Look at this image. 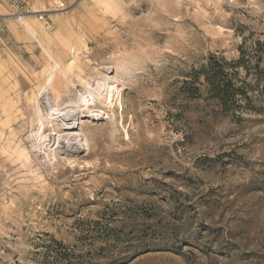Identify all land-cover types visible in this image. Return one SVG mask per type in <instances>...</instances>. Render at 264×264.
Masks as SVG:
<instances>
[{
    "label": "rangeland",
    "instance_id": "1",
    "mask_svg": "<svg viewBox=\"0 0 264 264\" xmlns=\"http://www.w3.org/2000/svg\"><path fill=\"white\" fill-rule=\"evenodd\" d=\"M85 1L61 58L0 45V264H264V92L223 112L193 81L264 46V0ZM71 114L89 156L55 150Z\"/></svg>",
    "mask_w": 264,
    "mask_h": 264
},
{
    "label": "crops",
    "instance_id": "2",
    "mask_svg": "<svg viewBox=\"0 0 264 264\" xmlns=\"http://www.w3.org/2000/svg\"><path fill=\"white\" fill-rule=\"evenodd\" d=\"M13 1L16 0H0V16L5 17L0 20V45H3L6 50L11 52L21 50L23 47L34 51L37 48L34 44L35 40L25 29V26H21L11 16L10 18L8 16L12 15L11 3ZM19 1L26 3L29 10L46 15L48 22H50L49 28H46L42 22L33 17L29 18L27 23L35 30L37 38L41 39L44 47L48 48L51 53L54 52L55 57L61 58L62 46L63 44L67 45L64 40L60 42L55 39H63L64 36H70L73 39L80 40L81 43H79L83 46V26L91 22L90 14L92 13L89 2L85 0ZM58 6H62L64 9L58 10ZM86 27L88 26L86 25ZM86 37L95 38L93 32L87 34Z\"/></svg>",
    "mask_w": 264,
    "mask_h": 264
},
{
    "label": "trees",
    "instance_id": "3",
    "mask_svg": "<svg viewBox=\"0 0 264 264\" xmlns=\"http://www.w3.org/2000/svg\"><path fill=\"white\" fill-rule=\"evenodd\" d=\"M239 71L244 72L246 79L252 76V81L239 80ZM200 80L203 83L199 85L223 112L255 111L256 98L264 92V46L259 42L249 50L241 46L239 58L233 61L210 55L205 65L193 75L194 82ZM191 90V96L197 97L200 90Z\"/></svg>",
    "mask_w": 264,
    "mask_h": 264
},
{
    "label": "bare ground",
    "instance_id": "4",
    "mask_svg": "<svg viewBox=\"0 0 264 264\" xmlns=\"http://www.w3.org/2000/svg\"><path fill=\"white\" fill-rule=\"evenodd\" d=\"M9 18L10 16L12 15H8ZM4 17V16H3ZM13 18V17H11ZM23 26H25V29L29 32V34H31V36L38 42V38L37 36L35 37V35L32 33V29L31 27L29 26V24L27 23V20H24V21H21ZM42 42V41H41ZM47 54V53H46ZM43 92V91H42ZM59 95V94H58ZM52 97L54 99H56L57 97V93L55 91V89H52L51 90V93H48V96H47V100L51 103L50 99H52ZM84 99V97H83ZM88 100V99H87ZM90 100V99H89ZM94 103V101H93ZM93 103L91 102H87L85 104V113L87 114L88 118H98L100 116V114H102L101 111L98 110H95V109H92V106H93ZM112 101L111 99H108V105L111 104ZM96 106V105H94ZM83 107V106H82ZM70 112V111H69ZM80 112V111H79ZM83 112V111H81ZM63 113V112H62ZM61 114V113H60ZM59 115V114H58ZM63 116L65 114H62ZM71 115H74V114H71ZM80 115V114H79ZM66 116V115H65ZM62 117V116H60ZM80 119H81V116H77L74 115L72 117H65L62 119L63 123H62V127H63V132L62 133H59L57 134V146L55 148V150H58V153L66 156V157H69V158H77V156L79 154H81L82 152L84 151H87L88 153V156L91 154L90 150L88 148H84L83 147V144L81 143V140L79 139L81 135H78L76 133H73V131H75V129L77 128V126L79 125V122H80ZM59 120V119H58ZM57 121V120H56ZM60 121V120H59ZM61 121V122H62ZM59 123V122H58ZM57 125V124H56ZM61 126V125H60ZM61 127V128H62ZM58 130V129H57ZM56 130V132H57ZM54 131V130H53ZM60 132V130H59ZM82 137V136H81ZM47 147V146H46ZM43 149H41L40 151L42 152ZM54 150V152H55ZM52 152V151H51ZM57 152V151H56ZM47 154V153H46ZM52 155V154H51ZM37 156V155H36ZM46 156V155H45ZM31 157V156H30ZM54 158V157H53ZM57 158V157H56ZM33 160V159H32ZM55 161V160H54ZM56 162H60V161H56ZM72 162V161H71ZM69 164V163H68ZM75 164L74 168L76 169V167L78 166V161H74L73 162V165ZM70 165V164H69ZM79 169H77L78 171Z\"/></svg>",
    "mask_w": 264,
    "mask_h": 264
},
{
    "label": "built area",
    "instance_id": "5",
    "mask_svg": "<svg viewBox=\"0 0 264 264\" xmlns=\"http://www.w3.org/2000/svg\"><path fill=\"white\" fill-rule=\"evenodd\" d=\"M78 1H81V0H78ZM11 8H12V16L11 17H13L14 20H16L20 23H22L21 21H24V20H27V19L33 17V18H36L38 21L42 22L46 28L49 27V22L46 18V15L43 13L33 12V11L29 10L26 3L19 1V0L13 1L11 3ZM57 9L63 10L64 7L58 6ZM2 17L3 16H0V19ZM116 31H117V28H112V32H116Z\"/></svg>",
    "mask_w": 264,
    "mask_h": 264
}]
</instances>
